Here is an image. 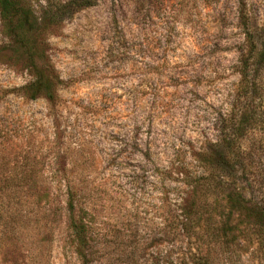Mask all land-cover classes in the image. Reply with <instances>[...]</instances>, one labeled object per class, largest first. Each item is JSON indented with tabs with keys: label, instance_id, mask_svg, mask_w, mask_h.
<instances>
[{
	"label": "rangeland",
	"instance_id": "obj_1",
	"mask_svg": "<svg viewBox=\"0 0 264 264\" xmlns=\"http://www.w3.org/2000/svg\"><path fill=\"white\" fill-rule=\"evenodd\" d=\"M68 1L32 5L43 22L48 2ZM246 1L262 35L264 0ZM240 4L60 5L42 46L61 81L52 102L24 97L32 76L0 52V264H83L68 236V187L93 223L88 264H188L198 255L264 264V217L248 210L264 208V90L257 118L239 125ZM6 41L0 16V51ZM213 152L244 204L226 203L235 190L226 185L203 197ZM212 232L233 244L213 246Z\"/></svg>",
	"mask_w": 264,
	"mask_h": 264
},
{
	"label": "trees",
	"instance_id": "obj_2",
	"mask_svg": "<svg viewBox=\"0 0 264 264\" xmlns=\"http://www.w3.org/2000/svg\"><path fill=\"white\" fill-rule=\"evenodd\" d=\"M90 1L91 0H69L68 2L58 3L56 8L48 2L47 5L52 7H47L51 10L47 12L48 18L42 22L34 11L32 0H0V16L4 25V33L7 38V41L1 47L0 52L7 51L11 56V60L21 62L28 73L32 76L31 80L28 81L25 86L20 88L24 97L30 100L46 98L50 102L55 101L56 96L54 92L56 91V85L60 84L61 81L54 73L53 69L45 63V54L42 50V46L45 43L43 35L47 32L49 27L55 25L54 20H56V22L58 21L61 13L59 9L60 5L63 8H74L75 6L78 7L83 6V4H90ZM248 7L249 5L247 4V1L241 0L240 7H238L237 11L239 25L243 28L245 36L244 48L241 51L237 64L238 74L240 76V94H238L237 106L241 109H244V106H247L243 111L245 117H239L238 119L239 121L241 120L238 123L239 125L243 124L245 121L251 119L255 120L257 118L254 117V104L259 93H262L264 90V32H262V35L256 32L255 27L257 20ZM33 34L39 36L41 40L37 38L33 39ZM234 118L235 117H233V119ZM230 122H232V119ZM233 131L234 129L227 130L230 134H233ZM215 157V152H213L212 154L210 153L207 158L211 167H208V171L202 176L207 183V193L204 191L203 197L207 198L213 194L216 188L218 190L219 188H224L223 186L226 185L227 189H235L228 194V197H226V203L230 206L244 204L242 193L237 191L235 187H231V185L227 183V180L223 182V179H221L217 168L213 165ZM225 158L231 160L234 156L231 153H227ZM216 162H218L217 158ZM197 179L198 177L195 176L194 183H196ZM200 179L201 177L199 180ZM195 193L198 195V197L196 196V199H199L200 196L198 191ZM81 196V192L68 187L66 192L65 211L67 213L68 236L71 243L74 245L75 252L82 260V263L88 264L90 256V251H88V249L91 246V242L94 241L92 239V236H94V227L88 217L90 213L79 201ZM248 210L251 212L253 218L255 217L263 222L261 219L264 217V208L254 206ZM186 220L189 222V217H186ZM261 226L262 224H254V227H256L257 230ZM190 228H194V226H190ZM196 234L200 235V233ZM205 236L211 238V243L214 244L213 246L220 244L229 248L233 244L226 240V238L229 237L227 233L218 235L217 233L212 232L205 234ZM188 264H209V260H207L206 257H199L198 255L192 258Z\"/></svg>",
	"mask_w": 264,
	"mask_h": 264
}]
</instances>
